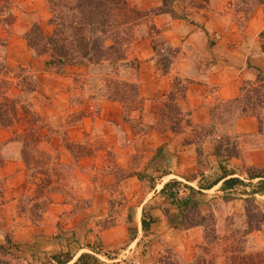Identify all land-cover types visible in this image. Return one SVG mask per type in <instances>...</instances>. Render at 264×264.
Returning a JSON list of instances; mask_svg holds the SVG:
<instances>
[{
	"label": "trees",
	"instance_id": "obj_1",
	"mask_svg": "<svg viewBox=\"0 0 264 264\" xmlns=\"http://www.w3.org/2000/svg\"><path fill=\"white\" fill-rule=\"evenodd\" d=\"M173 1L164 0L163 13L174 14L171 11ZM263 5L264 0H238V13L244 20L242 24L247 23L255 10ZM48 6L51 14L49 24L54 27L52 34L45 31L40 21H36L24 35V41L33 57H46V73L56 76H66L69 67L86 68L89 74L87 79L92 78L90 77L92 74L95 75L93 81L99 80L101 83L98 90L94 88L96 93L88 98L90 103L95 100L99 103L107 100L121 104L122 122L130 125L135 135L144 137L151 132L182 135L191 131L192 137L186 140L184 146H198L200 168L204 163L202 162L204 145L218 127H225L231 121L236 125L241 118L254 117L258 120V134L264 135L263 70L254 68L258 75L257 82L244 85L237 99L221 102L212 109L211 124L195 125L191 119V111L184 110L179 103L186 98L188 82L177 79L172 91L164 100L159 101L158 107L154 105L148 109L149 102L142 96L141 85L138 82L139 62L133 56L132 49L140 38V27L159 12H143L129 0H49ZM15 10L13 0H0V27L11 31L16 23ZM6 46L7 41L0 38V48L4 50ZM163 48V42L154 39V49L158 54L164 50ZM161 61L164 66L167 65V58L162 57ZM0 75L3 76L0 81V129L14 130V137L9 143H0V170L9 157L7 149L13 144H20L22 146L20 156L14 155L11 158L18 157L24 163L30 183L37 187L36 196L39 199L47 194L45 206L49 205L50 194L60 191L55 186L57 184L55 179L59 180L60 177L59 164L53 162L50 150L44 148L43 143H49L52 136L59 135L58 129L51 130L46 121L33 110V104L28 102V96L38 91L37 80L29 69L22 67L13 69L7 66L5 60H0ZM80 80L81 77L76 78L75 86ZM14 86L21 91L17 96L12 95ZM86 112L89 114V110ZM45 130L48 133L43 135ZM239 138L236 133L234 137L227 134L218 135V139H215L212 156L220 162L223 172L214 182L203 185L204 187L198 190L173 180L166 183L159 193L161 207L171 229L188 232L202 228L205 232L204 243L198 248L195 260L189 264H264V250H254L249 245V237L254 232L264 230V209L255 198L256 195H264V168L255 166L246 171L248 180H258V183L250 197L245 199L243 227L232 230L227 225L225 230L218 231L214 216L208 213V205L204 204L202 190L211 189L223 182L221 190L225 193L224 200L228 201V193L238 186L245 185L243 179L230 177L233 173H229L223 165L233 159L242 158ZM65 139L64 147L77 164L96 154L89 144L78 143L66 135ZM162 151L163 149H159L156 157H160ZM108 156L111 158V153ZM115 170L119 172L121 181L137 177L141 181L148 180L152 188H155L154 177L150 175L117 167ZM165 175V172L159 174L160 177ZM197 175L205 176L200 170ZM33 201L35 199H32ZM26 209L24 208L22 212L27 213ZM41 209L39 205H35L28 211L33 224L43 220L45 212ZM152 209L153 206L144 210L142 219L144 237H150L152 234V225L155 223L151 215ZM39 210L41 217L37 221L36 215ZM132 220L133 214L129 213V225L132 224ZM130 234L132 239H135L138 232L134 227H130ZM6 241L8 245L12 244L8 238ZM8 254V249L0 245V264H9ZM56 260L59 264L64 263L57 257ZM69 260L71 259L66 261ZM75 264L105 263L94 255L83 254Z\"/></svg>",
	"mask_w": 264,
	"mask_h": 264
},
{
	"label": "crops",
	"instance_id": "obj_2",
	"mask_svg": "<svg viewBox=\"0 0 264 264\" xmlns=\"http://www.w3.org/2000/svg\"><path fill=\"white\" fill-rule=\"evenodd\" d=\"M13 1L14 4L20 6V9H18L19 6L16 7V23L11 31L0 27V38L7 41L4 50L0 48V60H5L7 66L13 69L19 67L32 69L39 81V92H42L44 96L55 97L53 115L56 116L62 112L64 106H71L70 100L75 94L74 86L78 77L76 73L87 74V69L69 67L66 76L46 73V60L33 57L24 41V34L28 31V28L27 26L25 28L20 26L22 16L32 13L28 12L30 8L26 6H29L35 0ZM42 2L46 3V0H42ZM132 2L133 6L143 12H159L152 20L140 27V38L135 44L133 53V56L139 62L138 82L141 85L142 96L149 103H154L150 105V108L154 105L158 107L159 101L166 98L172 91L174 82L180 79L188 82L186 98L179 102L180 105L184 110L191 111V119L195 125L210 124L211 111L216 105L237 99L244 85L255 84L258 75L254 68L264 71V36H262L264 33V5L255 10L252 18L247 23L242 24L243 16L238 13V0H174L171 5V11L174 14L162 12L164 0H132ZM33 14L37 13L34 12ZM154 39L163 42L164 50L160 53L161 55L154 49ZM162 57L168 60L166 66L161 61ZM81 76L83 77V75ZM2 79L3 76L0 75V81ZM20 93L21 91L15 86L12 88L13 96ZM37 94L38 92L32 94L29 98L34 99ZM89 105L92 109V104L89 103ZM103 108H105L108 117L111 115V109L117 116L114 118L115 120L113 119L110 122V125H114L112 122L122 123L121 104L104 100ZM36 110L42 114L41 107L37 106ZM92 123L86 121V132H89ZM236 131L241 136L257 135L258 120L254 117L241 118L237 121ZM13 136L14 130L0 129L1 144L9 143ZM175 136L171 133L165 136L154 133V137L160 140L156 151L164 149L167 155V147L173 149ZM179 139L183 138L180 137ZM178 148L182 149L178 152V155L169 152V158L166 157L163 161L166 168L168 166L174 168L173 175L168 176L170 181L174 179L184 181L199 190L204 184H211L221 176L222 171H219L220 175L209 182L206 180L209 172H206L204 177L200 176L192 182H187L186 179L198 173L197 167L192 169L188 167L191 164L194 166L195 145H183L182 147L179 145ZM126 154L132 157L134 154L133 148H128ZM170 157L174 159H170ZM251 157L253 158H251L253 164L264 167V146L253 150ZM90 159L86 158L82 160V163ZM154 162H158L159 169L164 167L162 166L163 163L160 165L159 161L155 160ZM228 164H231V162H227ZM7 165V168L2 169L5 174L20 177L26 175L25 166L18 157L7 162ZM217 166L215 168V165L211 164L209 171L216 172V170H219ZM227 170L230 172V169ZM150 171L153 170L147 168L144 171L137 172L146 174ZM156 174H158V171ZM230 177H236V174L233 173ZM131 182L138 183L139 186H142L143 183L137 177L122 181L121 185H124L123 188L126 194L131 193L128 185ZM166 183L168 182H165L161 189L150 188V193L144 196L142 202L136 206L131 225L128 224L127 218L103 232L104 252L105 250L124 251L132 244L138 245V242L142 239H147L144 237L142 219L144 210L148 209L150 205H153L151 215L155 219L151 230L154 237L163 240L172 247H187V244H190L186 240H184L186 244H182L179 239L180 236H178L179 232L172 230L168 225L161 207L162 204L160 202L155 204L154 202L159 200V193ZM222 186L223 182L211 189L202 191L206 194L214 190H221ZM15 188V184H8L6 194V205L8 206L16 207L18 205L21 193L16 191ZM87 193L88 198L93 200L96 198L94 197V191H88ZM51 197L52 209L44 215L40 227L35 226L32 222L19 223L22 226H18V230L15 232L16 244H24L29 248V256L26 255L27 260L32 264H59L56 260L57 257L59 261L64 262L63 264H75L83 254H91L101 261H109L105 253L98 254L89 246H79V243H82V240L85 239L86 234L92 228L94 219L99 220L108 217L110 212L108 196L102 194L97 196L95 200L96 204L101 202L98 206L105 208L104 211L100 212L101 217L94 218L92 212L97 210L94 203V209L90 211V214L85 217L82 215L81 218L77 217L76 221L67 227L66 230L70 232L68 235L60 231L59 222L68 210L69 204L60 195L52 194ZM99 197L101 200H98ZM130 227H134L138 232L135 239H132ZM69 237H72L70 240L71 245L66 243V238ZM73 245H76V247ZM64 255H70L71 260H64ZM186 262H190V260L186 259ZM148 264L156 263L150 261Z\"/></svg>",
	"mask_w": 264,
	"mask_h": 264
},
{
	"label": "rangeland",
	"instance_id": "obj_3",
	"mask_svg": "<svg viewBox=\"0 0 264 264\" xmlns=\"http://www.w3.org/2000/svg\"><path fill=\"white\" fill-rule=\"evenodd\" d=\"M48 1L49 0H46V3H44L42 0H35L29 6H26L30 8L28 12L32 13L22 16L20 26H23L24 28L27 26L29 31L36 21H40L45 31L52 34L54 27L49 24L51 14ZM129 1L133 5L132 0ZM14 5L16 7L19 6L18 4ZM18 9H20V6ZM34 12L37 14H33ZM27 32H25V34ZM133 53L134 48L132 49V54ZM131 57L133 58V56ZM42 58L47 60L46 57ZM29 70L31 75L35 76L32 69ZM76 75L81 77V80L74 87L75 94L70 100L71 106H64L62 112L58 113L56 116L53 115L55 97L44 96L42 92H39V81L36 77L35 78L38 83V94L34 96V99L32 97L28 98L30 96L27 97L28 102L30 101L33 104V110L46 121L49 128L51 130L58 129L59 132V135L52 136L49 143H43V147L50 150L53 162L55 164H59L58 173L60 177L59 180L55 179V182H57L55 186L58 187L60 191L50 194L49 197L51 199V203V195L56 194L58 196H62L66 200V203L69 204L68 210H66L59 222L60 231L67 235L70 234V232L66 230L67 227H69L72 222H75L77 217L81 218L80 216L82 215L85 217L90 214V211L94 209V203L96 204L95 200L97 199V196L106 194L110 202V212L108 217L99 220L94 219L92 228L86 234L82 243H79V246H89L98 254L105 253V255L109 258V261H102L105 264H148L150 261H154L156 264H158V262H168L173 264L192 263L197 257L199 251L198 248L204 243L205 232L202 228H196L188 232L177 231L179 232L178 236H180L179 239L182 244H186L184 240L190 242V244H187V247H172L151 234L150 237H146L147 239H142V241L138 242V245L132 244V246L128 247L124 251L105 250L104 252L102 241L103 232L116 226L122 220L127 219L129 213L133 214L136 210V206L142 202L144 196L150 193V188L152 187L148 180L142 181V186H139L138 183L131 182L128 184L130 186L131 193L126 194L123 188L124 185H121L122 181L119 178V172H117L115 168L126 169L131 172L144 171L147 168H151L153 171L146 174L154 177L155 188L161 189V186L165 182L170 181L168 176L173 175L174 171L172 166H168L166 168L163 161L166 157H168V154L170 155L169 152L174 155H178V152L182 150L179 149L178 146L180 145L182 147L186 140H189V138L192 137V133L189 131L184 135H176L174 137L175 144L173 145V149H171L172 147H167V155L166 151L163 149L162 155L160 157H156V147L159 145L158 143H160V140H158L157 137H154V133L164 136L166 134L151 132L147 136L143 137L142 135H135L130 125H125L123 122H112L114 125H110V122L117 117L115 116L116 114L112 112V109L110 110L111 115L108 117L105 113V108H103V101L100 103L98 100L93 101L92 109H90L91 105H89L90 100H88V98L96 93L94 88L96 87L98 90V87L101 86L99 80L93 81L92 78H94L95 75L92 74L90 76L92 78L87 79L89 76L88 71L87 74L76 73ZM81 75H83V77ZM152 104L154 103H147L148 109ZM37 106L41 107L42 114L36 110ZM87 110H89V114L86 112ZM99 110H101L100 113ZM216 114L218 115L219 113ZM86 121H88V123L93 122L89 132L85 131ZM234 125V121H231L225 127H218V130L209 136L207 143L204 145V155L202 157V162L204 161V163L201 168L199 166L200 164H198V146L195 145L194 166L191 164L188 167H190V169L197 167V169L204 174L209 172L206 180L209 182L215 180L216 177H218L217 175H220L219 171L223 172V170L220 162L212 156L214 141L215 139H218V135L228 134L234 137L237 133L236 125ZM47 133V130H45L42 134L46 135ZM65 135L78 143L91 145V149L95 150L96 154L93 157H89L91 158L89 161L85 160L83 163L80 161L77 164L64 147V143L66 142ZM180 137L183 139H179ZM239 137L238 142L241 147L242 158L233 159L230 161L231 164L228 165L226 162L224 167L226 169H230L229 173L232 172L236 174L237 178L243 179L245 185L238 186L235 190L228 193V201L224 200L225 193L221 192V190H214L213 192L204 194V204L208 205V213L214 216V221L218 231L225 230L227 225H229L232 230L243 227L245 222L243 217L245 199L250 197L251 192L258 183V180L249 181L246 171L251 167H262L252 163L253 158L251 157V152L264 146V135H239ZM128 148H133L134 150L132 157L126 154V150ZM21 149L22 146L20 144H13L11 148L7 149V151H9L7 153L9 157H7V161L2 169L8 167L7 162L13 159L11 156H20ZM110 153L111 158L108 156ZM153 159L159 161L160 165L163 163L162 166L164 167L159 169L158 162H154L155 160L153 161ZM170 159L174 158L170 157ZM211 164L215 165V168L218 165L217 169L219 167V170H216V172H210L209 169ZM2 169L0 170V245H4L9 251L7 257L9 264H32L26 258V255L29 256V248L24 244H16L15 232L18 230V226H22L19 225V223L24 224L26 222H32L28 211L31 210L33 206L39 205L42 208L41 211L45 212V215L52 209L51 203L45 206L47 194L45 197L38 199L36 196L37 187L30 183L31 181L27 173L21 177L18 175L12 176L10 174H5L4 171L2 172ZM157 171L158 174H156ZM164 172L166 175L160 177L159 174H164ZM197 174L198 173H195V175H192V177H189L186 181L192 182L193 180H196L200 177V175ZM180 182L187 184L184 181ZM8 184H15L16 191H20L21 193L16 207L6 205ZM187 185L190 184L188 183ZM88 191H94V197H96L94 200L92 198H88ZM255 198L257 203L264 209V195H256ZM32 199H35V201L32 202ZM98 200H101V198L99 197ZM154 202L155 204L157 202L162 204L161 200ZM100 203L101 202H97V210L92 212L94 218L101 217L100 212L105 209L98 206ZM24 208H27V213L22 212L24 211ZM207 210H205L206 213ZM41 211L39 210L36 215V217H38V219H36L37 221L39 220V217H41ZM42 221L40 220V222ZM34 225L40 227L41 223L37 224V222H35ZM6 238L12 242L11 245H8ZM71 239L72 237L66 238V243L68 245H71ZM42 245L44 246V244ZM249 245L254 250H264V230L262 232H254L249 237ZM73 246L76 247V245ZM55 251H57V249H55ZM69 258L70 255H64V260ZM186 259H189L190 262H186Z\"/></svg>",
	"mask_w": 264,
	"mask_h": 264
},
{
	"label": "built area",
	"instance_id": "obj_4",
	"mask_svg": "<svg viewBox=\"0 0 264 264\" xmlns=\"http://www.w3.org/2000/svg\"><path fill=\"white\" fill-rule=\"evenodd\" d=\"M130 251V250H129Z\"/></svg>",
	"mask_w": 264,
	"mask_h": 264
}]
</instances>
